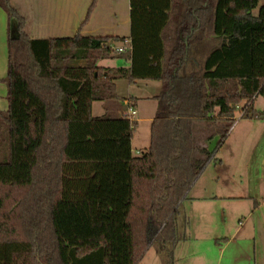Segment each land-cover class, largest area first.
<instances>
[{"label": "trees", "instance_id": "1", "mask_svg": "<svg viewBox=\"0 0 264 264\" xmlns=\"http://www.w3.org/2000/svg\"><path fill=\"white\" fill-rule=\"evenodd\" d=\"M258 1L131 0V49L118 52L120 36L30 38L0 0L17 22L0 111V264H140L152 246L174 264L188 237L184 201L219 161L196 123L230 129L241 103L243 117L264 118L253 108L264 97ZM122 57L129 66L102 64ZM121 78L162 82L137 156L133 122L92 114L94 101L119 99Z\"/></svg>", "mask_w": 264, "mask_h": 264}, {"label": "crops", "instance_id": "2", "mask_svg": "<svg viewBox=\"0 0 264 264\" xmlns=\"http://www.w3.org/2000/svg\"><path fill=\"white\" fill-rule=\"evenodd\" d=\"M11 3L24 18L30 38L69 37L80 32L85 36H120L126 39L124 42L131 41V0H11ZM14 26L17 32L16 20H12L0 6V111L3 112L9 107L5 77L8 41L15 35ZM104 61L102 64L107 66ZM129 64L130 61L125 66ZM129 96L113 104L121 110L117 116H122L128 104L134 106L136 103ZM137 122L138 119L133 123V133ZM234 130L229 152L224 151L214 164L216 176L210 181L199 182L203 171L184 201L189 217L188 237L177 244L175 255L180 245H186L183 247H187L191 258L197 252H203L207 255L204 263L208 264H264V148L254 163L251 178L245 176V170L251 164L244 154L249 144H261L264 118H244ZM231 135L233 131L228 137ZM140 153L133 152L136 156ZM229 159L235 164L229 166ZM151 262L162 264L156 260Z\"/></svg>", "mask_w": 264, "mask_h": 264}, {"label": "rangeland", "instance_id": "3", "mask_svg": "<svg viewBox=\"0 0 264 264\" xmlns=\"http://www.w3.org/2000/svg\"><path fill=\"white\" fill-rule=\"evenodd\" d=\"M264 4V0L258 1V6L255 8L254 13H257L259 8ZM14 34L16 35L15 26L13 27ZM107 66H125L128 63L124 57L122 58H110L104 61ZM117 93L119 95V99L128 98L129 95L132 96L133 99L136 100L134 104V108L137 111V119L138 122L136 124V131L133 133L132 139V149L135 154L144 151L150 144V129H151V119L155 116L157 111L158 102L154 99V96L159 94L162 90V82L160 80L153 79H140L134 83L129 82L127 79L121 78L117 79ZM118 100H110V101H95L92 104V112L95 115H104L108 114L111 116H117L121 113V110H117L113 107L114 103L118 104ZM131 99V98H130ZM245 108L244 103H241L238 106L235 122L230 127H227L223 122H198L196 123V137L197 142L200 146L208 145L210 151H214V157L219 158L221 154L225 152H229V144L232 142L233 136L235 134L234 128L237 126L239 122L245 117L241 116L242 110ZM253 108L257 110H264V97L262 95L256 96L253 103ZM228 130L226 136L224 137L226 131ZM233 131V135L228 137V135ZM211 137L209 138V136ZM209 138V141H208ZM229 138V139H228ZM226 142L224 143V141ZM220 142V143H219ZM224 144V145H223ZM223 146V147H222ZM222 147V149H221ZM264 148V138L261 140L260 145H252L249 144L248 148L245 149V159L251 164L248 169L245 170V176L247 178H251L253 176V172L255 170L254 163L257 161V158L262 154ZM216 149V150H215ZM221 149V152L219 151ZM235 162H232L231 159L227 161V164L231 166ZM237 163V161H236ZM215 161H210L204 170V174L202 175L199 182L204 180L210 181L214 176H216V167ZM233 168V167H232ZM246 178V179H247ZM237 181V178L234 179ZM190 244V243H186ZM196 244V243H195ZM186 245H180L178 252H174V264H198L204 260L207 255L203 252H197L194 257L191 258L187 251V247H183ZM176 249V248H175ZM152 261L156 260V263H161V258L158 252L155 249V246L150 247L147 251L146 256L141 264H151Z\"/></svg>", "mask_w": 264, "mask_h": 264}, {"label": "built area", "instance_id": "4", "mask_svg": "<svg viewBox=\"0 0 264 264\" xmlns=\"http://www.w3.org/2000/svg\"><path fill=\"white\" fill-rule=\"evenodd\" d=\"M116 51L123 52L131 49V41H125L123 44L117 45ZM245 109L242 110L241 116H243ZM122 116L128 118L131 122H135L137 120V111L135 110L134 106L132 104H128L127 109L122 113ZM132 130H135V126L133 124Z\"/></svg>", "mask_w": 264, "mask_h": 264}]
</instances>
